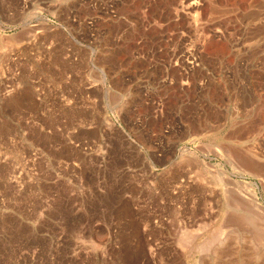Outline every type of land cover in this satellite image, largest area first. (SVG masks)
<instances>
[{
  "label": "rangeland",
  "instance_id": "1",
  "mask_svg": "<svg viewBox=\"0 0 264 264\" xmlns=\"http://www.w3.org/2000/svg\"><path fill=\"white\" fill-rule=\"evenodd\" d=\"M0 264H264V0H0Z\"/></svg>",
  "mask_w": 264,
  "mask_h": 264
},
{
  "label": "built area",
  "instance_id": "2",
  "mask_svg": "<svg viewBox=\"0 0 264 264\" xmlns=\"http://www.w3.org/2000/svg\"><path fill=\"white\" fill-rule=\"evenodd\" d=\"M194 8V6L193 5H191L189 8H188V10H192ZM190 16H191V21L192 22H194V21H196V15L195 14H190ZM188 50H191L190 49V46H189V48H188ZM177 65V64H176ZM195 66H198L197 64H195V62L193 61V60H188L187 61V66L185 67V71H187V69H189V70H194L195 68ZM184 85H188V83L187 82H184ZM200 85L203 87V89H205V88H207L208 87V85L206 86L205 84H204V82L203 81H201V83H200Z\"/></svg>",
  "mask_w": 264,
  "mask_h": 264
},
{
  "label": "bare ground",
  "instance_id": "3",
  "mask_svg": "<svg viewBox=\"0 0 264 264\" xmlns=\"http://www.w3.org/2000/svg\"><path fill=\"white\" fill-rule=\"evenodd\" d=\"M239 157V156H238ZM240 159H243L242 157L240 158ZM240 159H238L239 161H240ZM244 160H246V159H244ZM249 161V160H248ZM242 162H244V161H242ZM245 164H246V166H247V168L246 169H248V168H254V165L252 164V163H250V161L249 162H245ZM257 166V165H256ZM246 169H245V171H246ZM255 169V168H254ZM254 169H252L251 171H253ZM249 170V169H248ZM247 172V171H246ZM230 193V192H229ZM228 198V197H227ZM255 198V197H254ZM233 200V199H232ZM234 202V201H233ZM237 202V201H236ZM238 203V202H237ZM235 206V205H234ZM237 206V205H236ZM241 207V206H240ZM234 213V212H233ZM230 215V214H229ZM243 216V215H242ZM254 216V215H253ZM255 217V216H254ZM249 219H251V218H249ZM235 221V220H234ZM251 221V220H250ZM250 221H246L247 222V225H248V223L250 222ZM249 224H252V222H250Z\"/></svg>",
  "mask_w": 264,
  "mask_h": 264
}]
</instances>
